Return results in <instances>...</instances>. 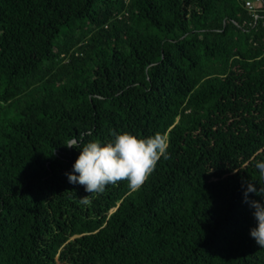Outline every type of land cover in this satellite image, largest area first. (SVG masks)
<instances>
[{
  "label": "trees",
  "instance_id": "16d2710c",
  "mask_svg": "<svg viewBox=\"0 0 264 264\" xmlns=\"http://www.w3.org/2000/svg\"><path fill=\"white\" fill-rule=\"evenodd\" d=\"M257 13L0 0V264H264L242 202L264 159V0ZM113 131L162 134L168 158L136 191L70 184L65 144Z\"/></svg>",
  "mask_w": 264,
  "mask_h": 264
},
{
  "label": "clouds",
  "instance_id": "9594fccd",
  "mask_svg": "<svg viewBox=\"0 0 264 264\" xmlns=\"http://www.w3.org/2000/svg\"><path fill=\"white\" fill-rule=\"evenodd\" d=\"M111 136L108 141L92 140L82 144L72 139L65 144L80 153L72 170L65 173L70 184L81 185L87 193L93 194L103 192L110 184L126 180L130 191H136L154 171L161 157L168 158L169 144L162 134L138 138L132 133L113 131ZM255 168L258 179L242 184V202L248 205L255 221L249 235L264 248V159L257 161ZM250 193L259 199H252ZM87 196L80 200L84 205L91 203Z\"/></svg>",
  "mask_w": 264,
  "mask_h": 264
},
{
  "label": "built area",
  "instance_id": "2783aa9c",
  "mask_svg": "<svg viewBox=\"0 0 264 264\" xmlns=\"http://www.w3.org/2000/svg\"><path fill=\"white\" fill-rule=\"evenodd\" d=\"M261 2L262 0H244V6L255 19L259 15L257 13V7L260 5Z\"/></svg>",
  "mask_w": 264,
  "mask_h": 264
}]
</instances>
